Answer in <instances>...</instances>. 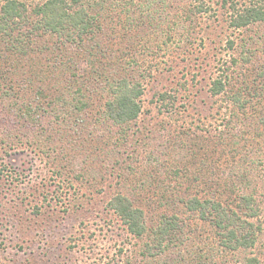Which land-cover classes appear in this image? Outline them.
Wrapping results in <instances>:
<instances>
[{
  "label": "rangeland",
  "instance_id": "obj_1",
  "mask_svg": "<svg viewBox=\"0 0 264 264\" xmlns=\"http://www.w3.org/2000/svg\"><path fill=\"white\" fill-rule=\"evenodd\" d=\"M205 3L206 11L192 15L193 0L107 2L96 36L102 47L82 57L81 77L63 61L43 82L33 75L37 70L27 71L25 81L21 68L33 67V59L0 50V73H5L0 74V264H241L244 254L225 251L212 223L179 200L215 193L227 203L243 190L264 193V142L260 147L235 144L236 139L219 142L230 114L226 95L210 92L218 66H227L233 54L238 61L232 68L243 75L264 62L262 38L252 39L263 33L264 23L235 30L223 0ZM242 50H253L254 59L244 62ZM94 58L101 61L99 82L92 78ZM124 75L143 89L141 114L127 128L105 119L102 110L112 92L108 84ZM8 79L11 89L2 84ZM90 84L99 90L98 101L82 111L84 121H72V127L61 122V99L80 87L87 93ZM3 89L11 95L4 97ZM161 92L175 101L164 105ZM25 108L26 118L14 114ZM164 120L173 135L180 126L191 128L188 145L200 146L195 156L175 154L165 138L156 137ZM245 152L262 162L243 161ZM249 166L251 185L241 189L221 173V168ZM118 191L144 205L151 227L163 212L182 217L183 234L164 242L163 255L146 249L154 238L151 228L134 236L108 207ZM254 221L263 231L248 251L264 264V214Z\"/></svg>",
  "mask_w": 264,
  "mask_h": 264
},
{
  "label": "trees",
  "instance_id": "obj_2",
  "mask_svg": "<svg viewBox=\"0 0 264 264\" xmlns=\"http://www.w3.org/2000/svg\"><path fill=\"white\" fill-rule=\"evenodd\" d=\"M28 1L0 0V50L15 51L21 56L28 54L33 59V67L21 68L25 81L29 79L27 71H30L31 74V70H37V73L35 71L32 73L36 76L37 81L43 82L48 78L49 71H55L59 66L61 67L63 61L68 63V71H71V74L81 77L78 70L82 68V57L90 54L93 50L95 53L99 50L98 48L102 47L101 43L97 41V31L103 27L100 15L106 8V3L112 0H36L32 4ZM223 3L228 7L229 26L235 30L245 29L253 23H264V0H223ZM206 9L205 0H193L192 15L200 14ZM185 16L188 17V15ZM256 36L259 39L262 38L264 42V30L263 33L253 36L252 39H256ZM229 42L230 45L233 44L232 41ZM242 51L245 52L242 56L244 62L249 63L254 59L253 50ZM231 57L227 66H218L220 67L218 76L212 80L210 86V92L213 95H226V113L230 114L228 120L225 119V128L219 131L217 137L222 143L227 139H236L235 144L245 141L244 145L251 143L253 146L260 147V144L264 142V62L246 68V70L249 69V73L245 70L243 75L232 68L231 63H237L238 57L234 54ZM43 60L46 63L39 66ZM94 60L95 76L93 75L92 78L99 82V78L102 76L101 61L98 58H94ZM36 65L39 68L34 69ZM252 74H255L256 78L251 80V77L249 78L247 75ZM113 78L112 82L108 84L112 92L103 105V117L112 120L115 125L121 128H127L141 114L143 108L141 103L142 84L140 82L133 83L126 75ZM10 82L11 80L8 79L5 83H1L3 86L8 85V88L11 89ZM257 84L258 87H256ZM101 88L103 91L106 89L105 86ZM9 89L1 91L4 97L11 95ZM85 89L88 90L87 93L83 92L84 90L80 87L76 92L73 91L63 97L61 99L62 110L54 107L55 111L59 110L61 114L58 113L60 116L57 114L61 117V122L70 127H72V121H84L82 111L98 101L96 99V94L99 92L97 87H91L90 84ZM0 97L2 98L1 94ZM174 98L175 96L169 92L159 93V99L163 101L164 105L171 99L174 102ZM58 99L60 100V98ZM30 105L29 102L26 107ZM258 105L260 108L257 112H253ZM25 110L23 112L21 109H17L13 112L16 116L19 114L26 118L30 111L26 108ZM241 115L243 116L240 117ZM162 122L165 123H162L161 129L156 131V137L165 138L168 144L173 146V153L196 154V149L200 146L196 144L192 150L188 145L192 140V138H188L191 128L186 129V127L180 126L182 128L179 131H173V135L170 132V121ZM227 126L229 130H227ZM180 133L182 134L180 135ZM246 153L248 152H245L243 161L251 159L257 164L262 162L260 158H252ZM193 156L195 155L193 154ZM221 173L229 175L228 177L231 179L229 183L233 186H237L238 183L242 184L243 186H239L240 189L251 185V166L235 167L228 172L225 168H221ZM131 189L135 190L137 187L133 186ZM256 193V190L251 192L243 190L240 195L236 196L239 197L238 199L233 198L227 203L225 201L228 198L219 199L215 193L212 197L207 198H202L198 194H187L179 201L189 210L195 211L200 219L209 220L212 223L220 236V245L224 247L225 251L244 254L239 260L241 264H263L259 256L250 254L248 251L256 246L259 233L263 231V224L256 223L254 219L261 218L264 214V193L259 196H256ZM160 199L162 200V197ZM108 207L119 216L127 230L134 236L142 237L151 228L154 238L150 242H146V249L148 251L152 248L157 249L155 254L163 255V252L168 248L164 242L173 238L174 235L178 238L179 235H176L178 232L183 234L181 232L183 231L182 225H180L182 217L178 212L169 215L163 214V212L160 214L159 220L155 222V226L151 227L144 205L136 203L124 191L114 194L108 201ZM139 263L141 264V261ZM139 263L136 260L132 261V264Z\"/></svg>",
  "mask_w": 264,
  "mask_h": 264
}]
</instances>
